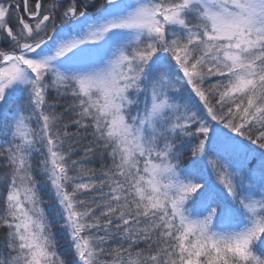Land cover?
Masks as SVG:
<instances>
[{
    "label": "rangeland",
    "instance_id": "374dc122",
    "mask_svg": "<svg viewBox=\"0 0 264 264\" xmlns=\"http://www.w3.org/2000/svg\"><path fill=\"white\" fill-rule=\"evenodd\" d=\"M8 4L0 0V48L10 51L0 55V175H10L16 183L8 198L7 220L19 242L17 264H65L71 256L58 254L59 238L54 234L59 230L68 231L80 263L92 264L98 239H90L93 227L86 203L97 215L113 207H129L127 223L118 227L107 222L103 229L120 235L122 241L147 226L154 233L137 236L159 246L164 220L170 228L180 229L179 223H184L181 234L197 240L193 246L202 257L189 264H264L257 252L249 251L257 230L252 222L264 210V156L248 149L254 145L246 144L230 127L205 126L196 158L202 165L196 174L199 189L194 190L191 178L184 179L192 172L176 163L182 150L173 149L171 142V127L192 120V99L206 104L204 92L209 89L201 87L209 75L227 79L229 96L242 98L240 93L257 84L251 97L264 103V0H107L102 13L74 18L68 27L65 21L74 16L70 7L62 27L51 33L52 28L43 27L46 31L37 40L23 36L28 42L22 48L15 44L16 25L20 26ZM24 9L30 20L40 12L26 4ZM184 57L195 61L191 69ZM204 71L208 73L201 74ZM51 90L59 98L66 94L75 99L83 123L75 139L82 141L86 131H99L103 171L117 176L95 187L86 203L81 196L87 192L84 185L99 173L88 174L85 169L98 162L93 154L77 160L74 177L73 164L81 149L71 146L66 125L55 116ZM14 95L22 96L29 106L20 105L9 115ZM245 99L243 119L247 108H254L252 100ZM126 117L132 119L125 122ZM155 137L160 143L157 149ZM33 149L46 153L45 162L39 152L37 157L32 155ZM209 149H215V156L223 161L229 189L239 190L246 204L241 214L236 206L220 201L216 224L204 208L196 212L195 203L177 204L180 197H206L211 191L218 200L225 196L207 168ZM6 164L14 171H1ZM161 190L171 195L177 210L160 217L156 209L155 220L147 215L154 203L168 208L167 199L160 202ZM48 192L53 198L48 199ZM0 197H8L7 187ZM49 218L51 226L46 224ZM170 228L165 227L168 233ZM263 232H257L256 241ZM164 240L172 242L166 235ZM171 264L177 263L171 258Z\"/></svg>",
    "mask_w": 264,
    "mask_h": 264
},
{
    "label": "trees",
    "instance_id": "16d2710c",
    "mask_svg": "<svg viewBox=\"0 0 264 264\" xmlns=\"http://www.w3.org/2000/svg\"><path fill=\"white\" fill-rule=\"evenodd\" d=\"M8 1V5L11 8L10 12L14 15L17 23H19L20 26L19 28L17 26L15 29V44L17 47L24 46L28 42V40H26L23 36L28 35L32 40H37L46 31L45 29H42L43 27L46 29H53L55 26L59 25L61 21L60 16H63L66 11L70 9V7H73L74 9L73 14L75 15L73 18L84 15L92 17L98 15L106 4V0H64L62 2L56 3L53 0H40L41 5L38 17L36 19L30 20L25 16L24 6L25 4L28 5V8L31 6L32 9L36 11V5L39 3V0H28V3H25L24 0ZM58 11L59 14L57 13ZM70 20L71 19H69V21ZM43 21L45 22L43 25H41V22ZM68 23L70 24V22ZM22 30L23 32L27 33H23ZM5 49L6 47L2 49L0 48V53L8 54V52H10L6 51ZM183 59L187 60V68L189 67L188 69H191V63L195 62L193 58L184 57ZM211 62L215 64L214 62L217 61L211 59ZM211 69L215 68L212 67ZM164 73L165 69L162 74H159L158 77L161 78ZM205 73L208 72L204 71L201 74ZM44 83L49 82L47 79H45ZM202 84L203 85L201 88L203 90L209 89L207 93L204 92L206 104L199 102L196 98H193L191 103V111L193 113L192 120L185 125H175L171 127L172 148L182 150V152L176 158V163L185 171L192 172L193 175L186 176L184 179L186 180L187 178H191L190 181L194 185V190L199 189V186H197L198 177L196 174L200 172L202 165L200 161L196 160V158L199 152L200 142L203 140L202 130L206 132L205 126H209L212 130H215V125L221 127L226 125V127H230L236 136L238 134L244 138V142L246 144L254 145V147L246 146L248 149L255 150L257 153L264 156V103H257L256 99H252L251 97L252 90H254V87L258 85H253L247 91V93H240V96L244 95L242 98H240L227 95L229 88L227 79L219 80L209 75L203 80ZM149 89H146L141 94V97H143V95ZM246 96L252 100L254 108L248 107L245 116L246 119H243L242 114L244 112V106H242V104L245 103ZM50 97L52 98V105H56L55 116L58 117L59 121H63V126L66 125L65 134L68 133L72 137L71 146L81 149L80 153H76L78 157H76L73 164L74 177L76 178L77 176V160H81L83 157L90 156L91 154L95 155L97 159L98 164L96 163V165H91L85 169L88 174L94 171L99 173L97 177H93L91 181L84 185L87 187V192L81 193V196L83 197L82 202L86 203L95 187L104 184L108 178H111L113 181H115L117 176L112 174V171L111 173H104L103 171V165L100 161L104 157L102 152L104 145L102 140H100L101 137L99 136V131H86L87 134L81 139L82 141L75 139V134L80 133V130L83 126L81 121L82 110H80L79 107H74L75 99L73 97L70 98L69 95L66 94L63 98H59V93H56L54 96L53 90L50 91ZM21 101H23V99H21L20 95L19 97L17 95L12 96L8 113L9 115L11 114V111L17 109ZM60 116L63 118L61 119ZM131 119L132 117H126L124 121L126 122ZM67 124L69 127H67ZM82 135L83 134H80V136ZM97 137L99 138L98 140L96 139ZM155 143V149H157L160 144L157 140V137H155ZM114 144L116 146L118 145L117 137L115 138ZM38 152L39 155L42 156L41 160L45 161V153H40L38 149H33L32 155L37 157ZM215 154V149L208 150L206 154V159L208 161L207 168L214 172V178L217 180V183L215 184L218 188L219 186H222L226 197L223 195L222 200H218L215 196H213V193L215 192L211 191L206 197H202L201 195H193V197L190 199L180 197L177 204H187L190 206V203L192 205L195 203L196 205H194V208H196V212H201V210L204 208L205 213L209 212L210 215H213L214 212H218L220 208H222V204H220L221 201V203H227L232 207L236 206L241 214H243L246 207L244 197H242L241 202V194L239 193V190L234 193L229 189L225 181V175L227 173L225 171L224 163L218 157H216ZM9 164H6V169L3 170L2 168L1 171H14L13 167ZM211 170H208L209 174ZM209 178V181L213 183V177L210 175ZM207 182V180L203 181V183H206V185ZM15 184V181L10 180V175L6 176L5 173L0 175V192L4 191L6 187L8 188V197H0V264H17L18 262L19 242L15 234L9 229L11 223L7 220L10 209L8 198L11 190L15 187ZM161 192L162 194L160 195V202L163 199H167L168 208L164 209L161 205L159 206L157 203H154V209L150 212H147L148 216L152 215L154 217V212L156 209L160 217L162 215L172 214L173 211L177 210V206L172 201L173 198H171V195L165 193L164 190H161ZM51 194V192L47 193V195H49L48 199L53 198V195ZM225 198H227V200H225ZM238 201L240 203H238ZM83 206L89 208L90 211L88 219L91 223L90 227H93V234L92 237L90 236V239H93V237L98 239L96 244L97 252L93 254L92 264H171V258L174 259L177 264H189L192 261H198L199 258H202L201 252L198 254L193 246V241H196V244H198L197 240L192 239L187 234H181L182 223H179L180 229L176 227L170 228V225L164 220L162 222L161 229L162 238H158L160 243L159 246H153L149 241H141L139 239L140 237L137 236L139 234H153L154 231L152 228L147 226L142 227L134 234H131L132 238L122 241L120 239V235L113 236L106 234L103 229L107 222H111L118 227H121L127 223L129 220L128 206L126 209L113 207L98 215L94 214L95 212L91 203L90 205L86 203V205L84 204ZM117 206L120 207V204ZM230 211L234 213L232 209H230ZM10 214L9 218L11 219ZM43 214L46 215L45 213ZM192 216L196 217V215ZM181 217H183V215ZM212 217L213 218H211V221H215L216 224L218 222V216L213 215ZM100 219H102V221ZM256 220L252 222V226H257V230L253 234V242H255L253 249L255 252H257V259H260V261L264 263V232L258 241H256L257 232L264 229V210L262 212L259 211V217ZM174 222L178 223L179 220L174 217ZM221 223L222 226H224L225 219H223V222ZM46 224L51 226L52 218L47 219ZM59 224H61V222H59ZM165 227H169L171 233H168ZM53 231H55V229H53ZM164 235L172 238V242L168 241V243H165ZM176 236H178V239ZM54 237L56 239L59 238V240L56 242L59 256L62 257L63 254L71 256V258L65 264H81L75 249L72 245H70L68 231H56ZM253 249H249V251H253ZM231 260L234 262H240L239 259ZM249 262H251V260Z\"/></svg>",
    "mask_w": 264,
    "mask_h": 264
}]
</instances>
